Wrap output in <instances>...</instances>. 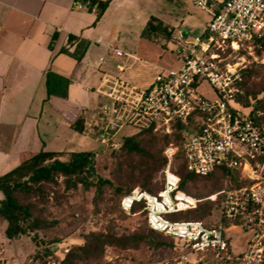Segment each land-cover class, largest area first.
<instances>
[{
	"label": "built area",
	"instance_id": "obj_1",
	"mask_svg": "<svg viewBox=\"0 0 264 264\" xmlns=\"http://www.w3.org/2000/svg\"><path fill=\"white\" fill-rule=\"evenodd\" d=\"M192 2L209 12L211 20L201 35L178 32V68L161 69L145 89L121 83L101 92L107 101L99 106V117L111 127L144 117V128L172 135L175 122L194 119L186 139L164 149L163 188L156 194L135 188L123 198L121 208L130 214L136 204L142 205L149 228L173 241L174 257L143 264H264V127L236 99L247 58L253 56L251 44L264 43V0H224L215 12L209 0ZM242 50L246 54H240ZM205 84L215 92L213 98L202 96ZM179 153L191 176L223 172V189L203 199L182 191ZM206 201L218 203L221 217L216 226L167 219ZM232 230L248 237L242 253L231 250ZM70 249L67 244L62 256Z\"/></svg>",
	"mask_w": 264,
	"mask_h": 264
},
{
	"label": "crops",
	"instance_id": "obj_2",
	"mask_svg": "<svg viewBox=\"0 0 264 264\" xmlns=\"http://www.w3.org/2000/svg\"><path fill=\"white\" fill-rule=\"evenodd\" d=\"M152 5L156 0H111L97 21V7L78 0H0V177L30 154L87 152L90 135L109 147L120 141L111 138L117 128L99 117L107 101L101 92L128 84L125 64H114L120 44L142 37L152 17L168 26L148 12ZM49 72L69 81L67 97L48 95ZM81 117L83 133L73 127ZM8 241L6 258L16 264L26 250L20 239Z\"/></svg>",
	"mask_w": 264,
	"mask_h": 264
},
{
	"label": "rangeland",
	"instance_id": "obj_3",
	"mask_svg": "<svg viewBox=\"0 0 264 264\" xmlns=\"http://www.w3.org/2000/svg\"><path fill=\"white\" fill-rule=\"evenodd\" d=\"M224 0H209L210 8L213 9L216 3L221 5ZM148 12L153 15H162L167 22L168 29L173 31L170 35L165 32L151 34L150 37H134L129 42L120 44L119 50L128 53V56L113 57L115 66L125 64L123 76L128 81V85L139 89H145L150 86V82L155 79L161 69H176L180 66V60L177 55L178 42L176 35L180 31H187L191 35H201L205 31L207 24L211 20V14L197 7L192 0H156V5L148 6ZM246 54V53H245ZM131 56L133 58H131ZM248 56V55H247ZM247 68L260 70L258 75L250 79L251 86L258 87L264 76V56H248ZM202 96L213 98L215 92L205 84L201 88ZM264 97V92L259 95V99ZM148 121L144 117H136L134 124H123L117 127V131L111 134L112 139L121 140L125 136L136 134L147 125ZM85 148L87 152L97 154L94 157L96 174L100 178H108L116 186L126 189L131 183L137 182V176L126 168V171H120L125 159V153L121 150L118 142L109 147L108 142L101 140L98 135H90ZM161 144H158L160 148ZM84 151V150H80ZM181 159V158H180ZM180 161V160H179ZM177 161V166L182 165ZM183 166V165H182ZM130 172V173H129ZM185 176L186 172L181 171ZM193 178L185 185L186 193L196 198H207L213 195L214 190L220 191L224 187V178L221 175H211L209 178L192 176ZM152 189L154 192L160 190L163 185L162 171L153 175ZM232 182V181H231ZM138 188L139 186H134ZM46 192L50 193V199L45 205L38 204L37 212L50 223L51 236L33 234L20 238L18 243L26 250L25 257L16 264H48L49 261L63 263L62 251L67 244L79 246L83 243L84 234L90 232H100L113 229L118 235L133 234L138 230H144L152 240L162 239L160 234H151L142 215H129L122 211L115 202H111L107 207L105 200L111 197L110 192H106L102 201L95 205V190L86 191L81 186L76 190H66L62 178L58 179L57 185L46 187ZM206 201L202 204H210ZM212 216L207 219L209 223L215 224L221 217L219 208L213 206ZM170 221L183 219L182 216H169ZM6 224L0 220V264H9L11 258H6L7 250L12 245L9 239L5 237L4 230ZM231 250L234 254L245 251L248 237L240 234L238 231L228 232ZM58 238L59 244L53 245L54 254L45 256L44 246L50 245L53 238ZM170 240V238H168ZM44 242V243H41ZM176 255V252L168 246L162 248H149L141 244L137 249H120L109 247L100 259H91L80 264H134L140 260H168Z\"/></svg>",
	"mask_w": 264,
	"mask_h": 264
},
{
	"label": "trees",
	"instance_id": "obj_4",
	"mask_svg": "<svg viewBox=\"0 0 264 264\" xmlns=\"http://www.w3.org/2000/svg\"><path fill=\"white\" fill-rule=\"evenodd\" d=\"M78 1L83 4L90 3L91 6L97 7V21L101 19L111 2V0ZM160 30L168 35L173 32L161 20L152 17L148 21L142 36L150 37L151 34L158 33ZM251 46L253 53L251 57L257 54L264 56V43L253 42ZM245 53L246 51L243 50L240 52V54ZM77 59L80 60L81 58L78 57ZM258 72L261 73L260 70L254 68H246L242 71L240 94L236 99L243 107L251 110V115L258 126L264 127V97L258 98L264 92V76L258 87L251 86L249 82L252 76L258 75ZM46 84L49 96L67 97L69 81L66 78L49 72L46 76ZM73 127L77 132L83 133L85 131V119L81 117L74 123ZM190 128H194V119L186 122H175L172 135L155 134L152 128H144L134 135L121 138L119 145L126 157L119 169L125 172L126 168L130 167L133 174L137 176V182H129L130 185L126 189L116 186L108 178L97 176L94 165V157L97 154L91 152L69 153L64 156L59 153L41 151L23 157L21 165L17 169L0 177V192L3 193V199L0 200V220L6 224L5 237L12 241L31 234L35 238L37 234L43 235L41 236L43 240L45 236H51V224L37 212V209L38 204L45 205V202L50 199V193L46 192V187L57 185L59 178H62L66 190H76L79 186L86 191L95 190L94 202L97 206L105 197L106 192H110L111 197L106 199L104 204L109 207L111 202H115L121 210L123 198L135 189V185L139 186L141 191L156 194L163 188V185L160 190L154 192L151 181L153 175L163 171L167 165V160L163 155L164 149L170 143L181 144L190 132ZM158 144H161L160 148L157 147ZM181 157L182 155L179 153L177 159L179 160ZM182 170L185 171L183 166L179 169L181 175ZM212 175L224 177V173L221 171ZM182 178L181 188L186 190V183L193 177L186 173L185 176L182 175ZM217 192L218 190L215 189L213 194ZM215 205L218 207V203L200 204L196 210L172 216L183 217L178 221H203L208 226H216V223L207 221L212 216V208ZM129 215H142L149 228L146 214L142 212V205L136 204ZM149 230L153 235L160 234L150 228ZM160 235L162 239L154 241L144 230H138L128 235H118L113 229L90 232L84 234L82 244L73 246L69 253L63 256V264H80L87 260L100 259L109 247L126 250L137 249L141 244H145L153 249L165 246L173 249V241L162 234ZM56 244H59V241L55 237L50 245L44 246L45 256L55 253L50 247ZM149 261L151 259L140 260L134 264H143Z\"/></svg>",
	"mask_w": 264,
	"mask_h": 264
}]
</instances>
